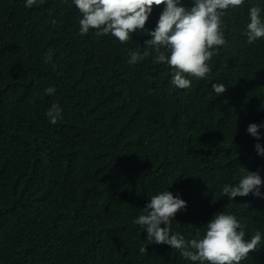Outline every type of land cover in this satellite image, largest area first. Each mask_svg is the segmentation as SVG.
Segmentation results:
<instances>
[{
  "label": "trees",
  "instance_id": "1",
  "mask_svg": "<svg viewBox=\"0 0 264 264\" xmlns=\"http://www.w3.org/2000/svg\"><path fill=\"white\" fill-rule=\"evenodd\" d=\"M25 2L0 0V264H192L148 244L134 223L166 190L187 205L173 233L190 240L214 214L234 215L246 240L262 237L240 264H264V184L261 197L221 196L241 165L264 181V156L246 132L264 123V37L246 36L249 9L264 20V0L226 10L227 43L209 49L206 78L184 74L187 89L171 84L173 69L144 45L164 5L121 43L91 29L81 36L72 0ZM181 3L190 10L194 0ZM213 83L226 91L218 96ZM53 103L62 109L56 124L46 116Z\"/></svg>",
  "mask_w": 264,
  "mask_h": 264
},
{
  "label": "clouds",
  "instance_id": "2",
  "mask_svg": "<svg viewBox=\"0 0 264 264\" xmlns=\"http://www.w3.org/2000/svg\"><path fill=\"white\" fill-rule=\"evenodd\" d=\"M42 2V0H41ZM80 13L79 34L81 36L95 30L97 37L111 34L121 43L129 39V33L138 30L146 31L145 25L153 11V6L164 5L154 30L148 31L152 37L146 40V49H154L155 60L167 63L172 69L171 84L179 89L191 87V77L206 78L210 73L207 64L214 52L215 46L227 43L221 32L222 18L229 8H238L244 0H194L190 10L181 0H72ZM38 0H26L25 7L31 8ZM246 36L249 44L264 37V20L261 9L253 6L249 9V22L246 25ZM150 55L145 50L143 54L130 52L128 63L135 65ZM46 54L45 62L51 60ZM211 89L219 96L226 91L223 83H213ZM56 89L48 87L46 94H54ZM52 124L62 119V109L53 103L46 112ZM264 123H250L246 132L257 142L254 149L257 155L264 156V147L260 140L264 138L261 129ZM240 178L236 184H225L221 196L229 201L236 197H246L252 194L261 197L260 187L264 184L258 172L250 171L241 165ZM186 202L166 190L149 198L144 207L145 213L134 220L136 225L147 232L148 244L169 245L178 250L180 256L192 264H240L250 252L257 251L261 244L259 230L246 240L245 226L231 214H214L206 223L205 234L199 230L192 239H185L180 233H173L171 222L177 212L186 209ZM141 254L147 248H139Z\"/></svg>",
  "mask_w": 264,
  "mask_h": 264
}]
</instances>
